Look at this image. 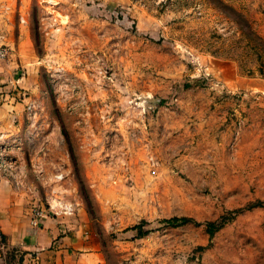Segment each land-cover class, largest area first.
Wrapping results in <instances>:
<instances>
[{
  "label": "rangeland",
  "instance_id": "374dc122",
  "mask_svg": "<svg viewBox=\"0 0 264 264\" xmlns=\"http://www.w3.org/2000/svg\"><path fill=\"white\" fill-rule=\"evenodd\" d=\"M0 44L11 184L103 264H264V0H0Z\"/></svg>",
  "mask_w": 264,
  "mask_h": 264
},
{
  "label": "crops",
  "instance_id": "0c3cea01",
  "mask_svg": "<svg viewBox=\"0 0 264 264\" xmlns=\"http://www.w3.org/2000/svg\"><path fill=\"white\" fill-rule=\"evenodd\" d=\"M13 65L9 57L0 60V131H11L10 135H16L21 124L18 117V123L13 121L17 104L8 93L16 83ZM15 189L8 178L0 176V230L4 238L0 264H103L102 244L83 216L45 214L33 225L32 209L46 202L35 193Z\"/></svg>",
  "mask_w": 264,
  "mask_h": 264
},
{
  "label": "built area",
  "instance_id": "2783aa9c",
  "mask_svg": "<svg viewBox=\"0 0 264 264\" xmlns=\"http://www.w3.org/2000/svg\"><path fill=\"white\" fill-rule=\"evenodd\" d=\"M8 48L4 44H0V60L7 57ZM27 112L29 114L33 111L32 103H28L26 106ZM13 145V137L10 134L5 132H0V175L8 174V179L11 183L16 187L19 188L20 181L15 175V172L18 169L16 159L11 153V148ZM46 205L42 206H34L32 209V217L31 223L33 225H37L39 223V219L45 214H65L69 212L70 208L68 206H59L57 204L52 203L49 200H46ZM4 238L3 233L0 230V246H3Z\"/></svg>",
  "mask_w": 264,
  "mask_h": 264
},
{
  "label": "trees",
  "instance_id": "16d2710c",
  "mask_svg": "<svg viewBox=\"0 0 264 264\" xmlns=\"http://www.w3.org/2000/svg\"><path fill=\"white\" fill-rule=\"evenodd\" d=\"M261 203V202H260ZM188 220V218L186 217H172L167 219V221L171 222V223H180V222H186ZM212 226L216 227V224H211ZM136 227H138V229L140 230L139 232H142V222L136 224Z\"/></svg>",
  "mask_w": 264,
  "mask_h": 264
}]
</instances>
